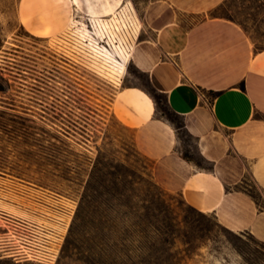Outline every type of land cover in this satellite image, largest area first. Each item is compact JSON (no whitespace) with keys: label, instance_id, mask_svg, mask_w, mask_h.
Here are the masks:
<instances>
[{"label":"rangeland","instance_id":"obj_1","mask_svg":"<svg viewBox=\"0 0 264 264\" xmlns=\"http://www.w3.org/2000/svg\"><path fill=\"white\" fill-rule=\"evenodd\" d=\"M151 1L114 0L94 22L73 0H0V264H96V192L86 197L94 163L114 187L103 197L126 205L113 200L111 218L120 233L128 229L129 246L144 247L139 259L264 264V242L188 206L176 174L139 152L134 131L112 112L120 87L149 91L137 60L141 45L152 46L154 38L143 21ZM207 15L233 20L256 48L264 47V0H224ZM157 97L156 115L176 128L179 156L209 168L195 139L177 129L182 119L162 112L164 97ZM166 172L173 174L169 184ZM64 207L74 209L70 219ZM7 216L37 231L33 247L20 246ZM18 251L29 258L10 256Z\"/></svg>","mask_w":264,"mask_h":264},{"label":"crops","instance_id":"obj_2","mask_svg":"<svg viewBox=\"0 0 264 264\" xmlns=\"http://www.w3.org/2000/svg\"><path fill=\"white\" fill-rule=\"evenodd\" d=\"M82 1L100 7L114 0ZM223 1L149 2L143 21L154 38L137 60L209 168L179 156L176 128L156 115L142 88L120 87L112 112L134 131L139 152L176 174L188 206L264 242V47L256 48L240 24L207 15ZM166 173L169 184L173 174ZM250 181L263 203L248 190Z\"/></svg>","mask_w":264,"mask_h":264},{"label":"trees","instance_id":"obj_3","mask_svg":"<svg viewBox=\"0 0 264 264\" xmlns=\"http://www.w3.org/2000/svg\"><path fill=\"white\" fill-rule=\"evenodd\" d=\"M146 92L153 99L156 106L159 105V99L157 95H162L164 97L165 103V107H162V112L177 116L176 113H174L172 109L168 106L165 96L159 93L155 88H153L150 83L149 91ZM180 128L184 129L183 122L182 124H180V126L177 127V129ZM184 159L190 160L187 156H184ZM201 159L203 162H205L202 157ZM100 170L101 169L97 168L96 163H94V173L90 179V185H88L86 189V197H88V199H94V193L96 192V264H150L149 262L144 261V259L142 260L138 258L139 254H144V247L129 246L127 244L129 235L128 229L124 228V232L122 234V232H119V222L118 224L113 222L110 213V208L112 207V205L114 206V204H112V201L116 200L117 203L115 206H117L118 208L124 207L126 205L123 203L124 201L122 199H118L117 197H114V195H111V198L103 197V189L108 190L107 193L110 196V189L113 188L114 190V187H112V185L110 186L109 184H107L104 179L99 176ZM95 173L96 187H94ZM114 184L115 183H113V185ZM125 218H123V222H126L124 221ZM137 226H139V224ZM137 232L140 233L142 231L139 228Z\"/></svg>","mask_w":264,"mask_h":264},{"label":"built area","instance_id":"obj_4","mask_svg":"<svg viewBox=\"0 0 264 264\" xmlns=\"http://www.w3.org/2000/svg\"><path fill=\"white\" fill-rule=\"evenodd\" d=\"M73 210L71 207H64L62 211V216L64 218H71L73 215ZM7 220L14 222L12 225V230L14 231V235L18 236V239L20 243V246L24 247H33V245L36 244L37 240V231L29 224L23 221H19L12 216H7ZM19 247V245H18ZM25 256L26 258H29V254L14 252L10 256H12L13 259L18 258L19 256ZM53 254V253H52Z\"/></svg>","mask_w":264,"mask_h":264},{"label":"bare ground","instance_id":"obj_5","mask_svg":"<svg viewBox=\"0 0 264 264\" xmlns=\"http://www.w3.org/2000/svg\"><path fill=\"white\" fill-rule=\"evenodd\" d=\"M109 1V0H108ZM74 3H76L77 5H79L80 3L83 4L86 7V11H87V15L94 21L96 22V13L97 11H100L101 13H103V16L107 15L109 13V11L111 10V4L108 3L106 5L100 6V7H95L89 3H84L82 0H73ZM120 3V2H119ZM118 3V4H119ZM87 31V30H86ZM95 50H96V46H94ZM107 55H109L111 57L112 60H114L112 58V56L109 54V52L106 50L105 51ZM127 56V55H126ZM126 61H128V56L127 58H125Z\"/></svg>","mask_w":264,"mask_h":264}]
</instances>
